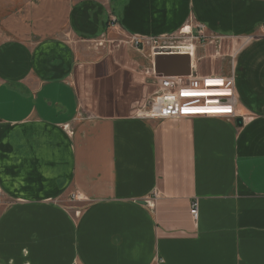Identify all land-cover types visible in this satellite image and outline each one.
I'll list each match as a JSON object with an SVG mask.
<instances>
[{
    "label": "crops",
    "instance_id": "crops-1",
    "mask_svg": "<svg viewBox=\"0 0 264 264\" xmlns=\"http://www.w3.org/2000/svg\"><path fill=\"white\" fill-rule=\"evenodd\" d=\"M191 19L229 38L234 121L81 112L90 43ZM263 27L264 0L3 4L0 264H264Z\"/></svg>",
    "mask_w": 264,
    "mask_h": 264
},
{
    "label": "built area",
    "instance_id": "built-area-1",
    "mask_svg": "<svg viewBox=\"0 0 264 264\" xmlns=\"http://www.w3.org/2000/svg\"><path fill=\"white\" fill-rule=\"evenodd\" d=\"M228 41V37L209 30L194 19L171 35L132 36L131 45L143 54L149 53L154 59L160 57V54L164 56L167 51L169 56H186L191 60L188 75L159 74L153 66L156 81L154 92L148 102L138 109L135 117L142 120L222 118L234 121L237 117L234 77L223 73L201 75L196 67V53L199 49L206 51L212 47L214 56H219ZM93 43L102 46L104 38ZM2 197L0 188V204ZM190 212L193 219L197 220V202L192 204Z\"/></svg>",
    "mask_w": 264,
    "mask_h": 264
},
{
    "label": "rangeland",
    "instance_id": "rangeland-1",
    "mask_svg": "<svg viewBox=\"0 0 264 264\" xmlns=\"http://www.w3.org/2000/svg\"><path fill=\"white\" fill-rule=\"evenodd\" d=\"M25 1L0 0V10L6 4L11 11H17ZM90 46L99 55V61L79 66L74 75L81 112L93 117L135 116L154 92V58L137 51L128 38L111 40L106 36L102 46L94 43ZM222 52L214 56L212 47L206 51L199 49L196 53L199 74L226 75L230 71L229 54L226 49Z\"/></svg>",
    "mask_w": 264,
    "mask_h": 264
},
{
    "label": "water",
    "instance_id": "water-1",
    "mask_svg": "<svg viewBox=\"0 0 264 264\" xmlns=\"http://www.w3.org/2000/svg\"><path fill=\"white\" fill-rule=\"evenodd\" d=\"M155 70L159 74L164 75H188L191 67V60L186 56H160L155 59ZM166 70L165 73H161V70ZM243 124V120L238 118L237 125L240 127Z\"/></svg>",
    "mask_w": 264,
    "mask_h": 264
},
{
    "label": "flooded vegetation",
    "instance_id": "flooded-vegetation-1",
    "mask_svg": "<svg viewBox=\"0 0 264 264\" xmlns=\"http://www.w3.org/2000/svg\"><path fill=\"white\" fill-rule=\"evenodd\" d=\"M164 53H165L164 56H169V55L167 54V53H168L167 51L164 52ZM162 55H163V54H160L159 56H162ZM165 72H166V70H163V69L161 70V73H165Z\"/></svg>",
    "mask_w": 264,
    "mask_h": 264
}]
</instances>
